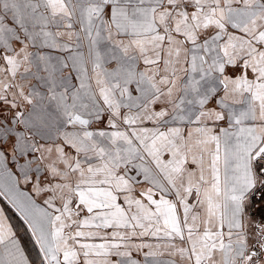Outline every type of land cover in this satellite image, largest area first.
Listing matches in <instances>:
<instances>
[{
	"label": "snow or ice",
	"instance_id": "obj_1",
	"mask_svg": "<svg viewBox=\"0 0 264 264\" xmlns=\"http://www.w3.org/2000/svg\"><path fill=\"white\" fill-rule=\"evenodd\" d=\"M0 264H264V0H0Z\"/></svg>",
	"mask_w": 264,
	"mask_h": 264
}]
</instances>
